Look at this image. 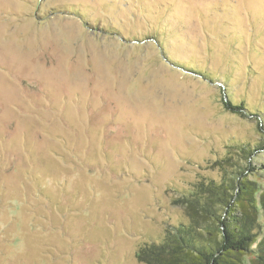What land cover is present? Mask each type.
I'll list each match as a JSON object with an SVG mask.
<instances>
[{"label": "rangeland", "instance_id": "1", "mask_svg": "<svg viewBox=\"0 0 264 264\" xmlns=\"http://www.w3.org/2000/svg\"><path fill=\"white\" fill-rule=\"evenodd\" d=\"M250 166L260 197L264 0H0V264H144Z\"/></svg>", "mask_w": 264, "mask_h": 264}, {"label": "trees", "instance_id": "2", "mask_svg": "<svg viewBox=\"0 0 264 264\" xmlns=\"http://www.w3.org/2000/svg\"><path fill=\"white\" fill-rule=\"evenodd\" d=\"M187 69L183 70L205 76ZM223 104L241 117L254 116L243 103L235 105L227 95ZM254 152L243 149L248 160ZM253 169L256 166L237 172L234 182L200 184L195 193L181 199L189 224L168 230L160 244L146 245L138 260L144 264H264V237L260 242L256 239L257 231L263 230L264 192L259 197V186L245 173ZM248 256L252 259L247 263Z\"/></svg>", "mask_w": 264, "mask_h": 264}]
</instances>
